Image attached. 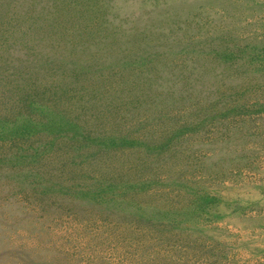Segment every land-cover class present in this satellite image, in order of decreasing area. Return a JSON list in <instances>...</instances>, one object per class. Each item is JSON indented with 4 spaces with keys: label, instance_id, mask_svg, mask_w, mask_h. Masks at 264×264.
I'll return each mask as SVG.
<instances>
[{
    "label": "rangeland",
    "instance_id": "1",
    "mask_svg": "<svg viewBox=\"0 0 264 264\" xmlns=\"http://www.w3.org/2000/svg\"><path fill=\"white\" fill-rule=\"evenodd\" d=\"M5 13L0 79L58 54V76L79 79L45 98L90 139L0 136V264H264V0H0ZM130 40L156 55L115 64ZM11 89L0 122L23 114Z\"/></svg>",
    "mask_w": 264,
    "mask_h": 264
},
{
    "label": "trees",
    "instance_id": "2",
    "mask_svg": "<svg viewBox=\"0 0 264 264\" xmlns=\"http://www.w3.org/2000/svg\"><path fill=\"white\" fill-rule=\"evenodd\" d=\"M6 18L9 19L8 14L6 13L3 16H0V25L2 23H5ZM30 20L31 19L29 17L24 22L28 23ZM44 26L45 25H38L34 21L33 23H28L27 30L29 29L30 31H33L34 29H37L38 31L40 30V32L48 33L44 30ZM26 38L27 35L23 33H21L19 36L20 41H24L26 40ZM127 44L132 45L136 48L134 50H131L129 48H122L129 50L116 53V55L113 56V61H115V64H135V62L137 61H147V58L156 55V51H145V47H147L148 44L139 45L138 42L133 40L127 41ZM152 45L150 44L148 47H152ZM182 50H184V47H182ZM55 60H58V64L55 63ZM65 61L71 63L74 70L78 72H80L81 70L87 71V66L92 65L91 62L86 63L85 61H79L78 59H66ZM60 62L61 61L58 54L45 50L40 54L39 57H32L28 60H20V64L24 67L18 66L21 68V73L13 77V79H0V81H2L0 85H5L6 88L10 90V98H12L11 86L14 87L15 93L16 87H18L19 90L23 93L25 92L24 95H20L21 97H19V100L16 99L18 97H15L11 101V104H14L15 100V108L13 109L23 114L14 113L13 116H16L14 118L17 119L16 121H13L14 119H8L9 122H0V136L3 137L12 135L14 133H20L21 130H25L26 132L29 129L38 131L40 128L46 127L50 130L57 131L74 129V137L79 136L80 139H90V137L87 135L85 126H83L79 122L77 123L76 121L69 119L62 114V112L58 109V101L49 99V96L45 98V96L48 95L47 91H49V95L57 94L56 88L51 87H55L57 85L54 80L59 77L58 73L61 76ZM112 65L113 63H111V66ZM102 66L105 67V65ZM59 78L62 79L61 81L63 84L69 83L71 81L70 79H79L74 75H70L66 79L62 77ZM9 82L11 83V86ZM62 86L63 85H59L57 89L61 88ZM22 110H25V112ZM35 115H39L42 120L36 119L38 117H36ZM41 115L46 117L47 119L42 118ZM0 120L2 119L0 118ZM93 138L98 139L99 145H103L104 147H112L118 144V146L129 145L136 142L135 140H130L129 138L124 136H105L99 134V136ZM118 138L120 139L119 142L114 140Z\"/></svg>",
    "mask_w": 264,
    "mask_h": 264
}]
</instances>
